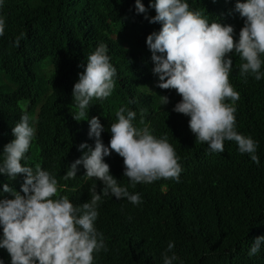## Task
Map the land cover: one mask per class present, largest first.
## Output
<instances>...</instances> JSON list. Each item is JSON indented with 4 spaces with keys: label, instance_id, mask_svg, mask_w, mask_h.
Wrapping results in <instances>:
<instances>
[{
    "label": "trees",
    "instance_id": "obj_1",
    "mask_svg": "<svg viewBox=\"0 0 264 264\" xmlns=\"http://www.w3.org/2000/svg\"><path fill=\"white\" fill-rule=\"evenodd\" d=\"M141 2L148 19L137 13L135 0H3L0 160L4 146L15 139L12 129L27 113L36 135L22 164L49 171L58 180V195H67L79 206L90 200L93 183L98 194L103 188L101 181L84 176L82 164L74 179H63L68 167L87 151L78 150L79 145L95 146V138L88 135V120L99 118L101 139L108 146L115 113L126 107L137 113L134 126H148L157 138L167 136L182 172L179 183L160 179L133 187L124 176L123 158L115 152L104 157L120 186L139 193L142 202L134 205L126 198L102 196L95 228L103 233L108 251L94 252V264H163L170 241L175 246L167 254L177 257L173 264H264V242L258 253L249 256L255 239L264 236V77L256 81L249 75L245 83L239 76L242 61L233 54L229 80L240 93L236 130L258 142L259 165L239 153L235 141L226 140L223 153L209 154L208 145L196 141L191 132L190 117L173 110L182 99L176 90L158 87L146 39L162 25L149 22L156 15L150 0ZM186 2L209 24L233 26L238 41L244 21L235 11L237 0ZM21 32L26 36L17 48L12 42ZM101 42L108 46L110 63L117 70L115 88L108 98L90 102L88 120L77 121L73 87ZM46 60L49 63L39 77L37 71ZM160 96H167L169 103L161 105ZM21 102H26L25 109ZM23 181L24 174L15 179L0 174V199L14 198L3 192L4 184L21 191ZM0 260L11 264L6 249H0Z\"/></svg>",
    "mask_w": 264,
    "mask_h": 264
},
{
    "label": "clouds",
    "instance_id": "obj_2",
    "mask_svg": "<svg viewBox=\"0 0 264 264\" xmlns=\"http://www.w3.org/2000/svg\"><path fill=\"white\" fill-rule=\"evenodd\" d=\"M3 0H0V7ZM137 13L147 11L141 0H135ZM150 8L156 15L150 23L162 25L159 32L147 36L146 43L154 62L153 73L158 75V87L174 89L182 98L174 111L189 119V128L196 141L208 145L207 152L223 153L224 142L235 141L241 154H248L252 162L259 165L258 142L236 130L237 111L235 104L240 93L234 89L229 77L233 67V54L242 61L239 76L247 83L251 75L256 81L264 77L261 72L264 60V0H237L235 11L243 19L239 39H234L231 25L209 22L200 11L190 10L186 0H150ZM6 21L0 16V36L5 33ZM26 33L16 36L13 46L19 47ZM108 46L99 43L88 56L84 71L73 87V98L77 121L88 120L90 102L108 98L114 88L116 68L110 63ZM161 105H167L169 98L160 96ZM226 101H230L226 102ZM131 102V101H130ZM116 122L110 125L111 139L105 146L101 139L103 125L98 117L88 120L89 137L95 138L94 148L87 143L79 145L83 155L73 162L63 176L74 179L77 166L83 165L85 177L99 180L103 184L102 194L97 185L89 188L90 200L74 205L67 195H58V180L40 165L35 168L22 164L36 129L30 125V116L24 113L12 129L15 137L3 148L0 160V174L10 179L24 174L21 191L9 184L3 185L4 193L14 198L0 199V249H6L11 264H94V252L108 251L103 233L95 228L99 216L98 204L102 196L126 198L138 205L142 202L139 193H130L120 186L110 174V166L104 157L115 152L123 158L124 176L132 186L138 183L150 184L160 179H172L179 183L182 166L174 147L168 138H157L148 126H134L137 113L120 107ZM144 124L143 118L140 121ZM264 236L257 237L249 256L259 252ZM169 242L163 254V264H173L175 253ZM0 264L3 261L0 260Z\"/></svg>",
    "mask_w": 264,
    "mask_h": 264
},
{
    "label": "rangeland",
    "instance_id": "obj_3",
    "mask_svg": "<svg viewBox=\"0 0 264 264\" xmlns=\"http://www.w3.org/2000/svg\"><path fill=\"white\" fill-rule=\"evenodd\" d=\"M49 63V61L48 60H46L44 63H42V65L40 66V68H39V70L37 71V73H38V75H39V77H40V74H41V70L43 69V65L45 66V64H48ZM43 75H45V72H43ZM46 77V76H45ZM149 90H150V88H149ZM20 106L22 107V108H26V102H21L20 103Z\"/></svg>",
    "mask_w": 264,
    "mask_h": 264
}]
</instances>
